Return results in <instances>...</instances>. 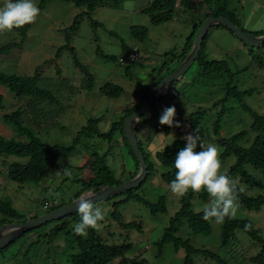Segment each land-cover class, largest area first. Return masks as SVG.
<instances>
[{"label":"rangeland","instance_id":"rangeland-1","mask_svg":"<svg viewBox=\"0 0 264 264\" xmlns=\"http://www.w3.org/2000/svg\"><path fill=\"white\" fill-rule=\"evenodd\" d=\"M152 1L124 0L114 3L105 0L88 13L82 6L75 7L68 1L52 0L27 29L22 45L19 44L21 37L17 32L0 34V47L17 44L8 51L0 52V72L20 78L36 77L35 85L54 98L52 103L44 99H37L33 103L30 97L19 99L6 87L0 86L3 98L0 136L26 142V138L20 137L13 126L4 123L1 117L20 108L23 111L24 126L42 143L68 147L90 119H96L91 123L98 132H106L111 122L118 120L126 108L139 104V91H147L151 83L158 84L167 76L165 69H162L164 54L180 52L191 34L193 23H196L194 21L207 11L206 7L200 9V14L185 11L179 5L180 0H176L170 19L152 24L150 16L142 12ZM3 2L0 0V6ZM34 2L38 6L40 0ZM212 3V7L215 4L225 5L233 10L242 30L253 34L264 32V0H229V3L228 0H212ZM81 12H85V15L81 17L77 31L69 34L70 40L67 43L64 30L72 25ZM135 27L146 28L147 35L134 38L131 29ZM71 47L74 54L69 49ZM133 49L138 52L137 61L119 63V59L126 58ZM249 50H252L256 59L264 62V45L259 48L246 47L224 28L213 27L203 53L208 61H225L228 71L207 76L203 74V68L194 63L176 83L172 97L159 100L139 118L136 137L143 152L149 154L153 166L135 193L143 197L149 206L130 201L121 205L118 211L124 223L136 222L140 228H121L112 219L111 205L118 197L113 196L96 203L106 212V219L101 222L102 228L97 232L108 245L131 244L125 257L134 260L135 264L142 260V264H183V249L175 251L171 244H166L159 252L156 245L169 218L178 210L180 198L173 195L161 181L160 174L167 171V168L157 162L155 153L176 140H184L183 137L191 133V130L184 119L182 127L168 135L156 131L154 128L158 126L163 110L174 106L176 114L183 113L185 118L189 113L199 112L196 114L204 130L202 140L205 145L212 144L219 149L221 171L225 173L235 159L233 156L221 159V153L226 149V145L221 143L234 134L247 131L252 123L251 115L243 106L264 117V71L248 54ZM74 55L84 69L75 65ZM165 65L166 68L175 66L169 62ZM90 80L92 88L87 89ZM106 82L121 87L122 94L118 98L100 94L99 88ZM248 90L250 92L243 93ZM235 92L239 95H234ZM218 115L222 120L219 135L216 136L212 122ZM253 135L250 132L248 137L253 138ZM219 139H223L222 142ZM120 140L119 134L114 135L111 143L101 139L99 141L95 134L82 136L73 152L60 158L52 168L43 171L38 184L11 181L7 176L8 167L16 162L25 163L27 159L2 155L0 199L8 202L18 216L26 220L46 214L47 210L42 208L45 203L54 207L60 203L66 205L93 178L91 165L94 152L99 156L107 154L104 164L114 172L115 178L125 181L134 161ZM248 140L242 143L247 144ZM244 169L264 184V175L250 165H245ZM260 191L253 188L246 190V193L256 196ZM54 193L60 194L58 199ZM160 197H164L167 211L152 213L151 205L156 204ZM209 202L210 197L205 203L194 199L193 210L200 211ZM3 218L5 216L0 214V220ZM21 219L11 220L17 222ZM234 220H248L264 240V206L258 211H249L240 205ZM75 222L78 223L77 220ZM76 223H72L70 228ZM51 227L49 224L39 233L34 229L24 234L0 252V264H70V255L77 252L73 247L72 232L70 235L61 232L51 238L44 236ZM211 227L210 235L205 236L192 233L183 225L179 227L176 236L188 240L195 249L225 258L229 264H263L262 247L244 232L236 230L230 245L222 248L220 224L211 222ZM118 263L119 259H116L111 264ZM203 263L217 264L210 258L203 260Z\"/></svg>","mask_w":264,"mask_h":264},{"label":"trees","instance_id":"trees-1","mask_svg":"<svg viewBox=\"0 0 264 264\" xmlns=\"http://www.w3.org/2000/svg\"><path fill=\"white\" fill-rule=\"evenodd\" d=\"M52 0H40L39 2V9L40 12L43 10L45 5ZM68 1L72 3L75 7H84L88 13L93 12L98 6L102 5L105 0H62ZM112 2L116 3L118 1L124 0H111ZM229 3V0H228ZM176 0H153L148 8L144 9L142 12L146 13L150 16V22L152 24H158L169 20L173 10L175 9ZM212 0H180L179 5L183 10L189 12H199L200 9L206 7L205 13L202 17L194 21L192 31L189 37L187 38L183 48L180 52L172 53L169 52L164 54V62L162 64V69L166 71V75L171 73L175 67H177L186 57L188 52L190 51L195 34L201 25V23L209 16L213 17H224L228 18L234 25H236L241 31L248 33L242 30L239 27L238 17L233 10L228 9V6H219L215 4L212 7ZM85 15V12H81L77 15L70 27L65 29V40L69 43L70 40V33H75L79 27V23L81 17ZM31 26V24L21 27L19 29H13V31L17 32L21 37V42L19 43L22 45L24 41V36L27 29ZM215 27H222L227 30L223 26H215ZM213 28L210 29V31ZM209 31V32H210ZM228 31V30H227ZM209 32L205 36L201 44V50L199 55L194 63H197V66L203 68V74L205 75H212L218 72L228 71L227 63L225 61H217V60H206V55L203 53L205 48V43L208 38ZM230 34L231 32L228 31ZM132 36L135 37H145L147 35V29L144 27L139 28H132L131 29ZM253 36H260L263 33L253 34L249 33ZM264 45V44H263ZM262 45V46H263ZM17 46V44L10 43L5 46L0 47V52L8 51L13 47ZM69 46V45H68ZM67 46V47H68ZM247 47V46H246ZM72 54H74V49L71 47L69 48ZM248 54L252 57V59L257 63V65L264 71V62L261 59H256L254 57L252 50L248 51ZM172 63L175 66L173 68H166V63ZM74 63L76 66L82 67L77 61L74 55ZM88 75V74H87ZM36 77H17L15 75H8L3 74L0 72V86L6 87L8 91H10L13 95L17 98H22L24 96L30 97L31 100L37 101V99H44L48 100L49 103L54 102V98L45 90L38 88L35 85ZM91 79V78H90ZM157 84V83H156ZM156 84L151 83V85L147 88V91L140 92L138 95L140 96V101L144 99L147 94L148 90L155 87ZM176 87V84H172L168 88V93L165 98L172 97V90ZM87 89L92 88V80L90 83L86 85ZM235 89V88H232ZM123 89L119 86L110 84L108 82L104 83L100 88V94L108 97V98H118L122 94ZM248 91H243V93H248ZM234 95L238 94V92L233 93ZM171 96V97H170ZM32 103H30L31 105ZM138 107V104L135 106H130L124 110L122 116L111 122L109 129L106 132H98L93 123L96 121L90 119L88 121V125L82 128L76 135L73 144L64 147L61 145H47L42 143L30 129L24 126L23 124V111L20 108H17L15 111L3 114L2 120L4 123L12 125L16 133L21 137L26 138V142H19L14 139H5L0 136V156H14L18 158H26L27 161L25 163H12L8 167L7 176L11 181H14L19 184L24 183H35L38 184L42 179L43 171L46 169L52 168L56 162L60 158H65L71 152L76 149V145L80 143L82 136H90L95 134L96 138L100 141H105L106 143H111L114 135L119 134L122 141L123 146L127 149V153L132 157L134 161V165L132 170L127 172L128 178L125 181L132 179L139 169V164L134 158V155L129 147L125 136L123 134V121L126 117L132 115ZM243 108L249 112L252 117V123L247 131H241L237 134L232 135L231 137L225 139L221 144L226 145V149L221 153V159H226L230 156H233L235 162L229 167V169L225 172L229 177L238 181V189H243L238 193V200L240 205L249 211H258L261 207L264 206V184L249 174L245 169V165H250L253 169L260 172L264 175V117L256 114L254 111L246 108ZM3 110V98L0 95V112ZM199 112L189 113L185 118L183 113H178L175 115V120L179 121L180 127H169L167 125H161L160 123L156 126V131H161L164 134L168 135L172 131H177L182 127V122L185 119L188 123V126L191 132L194 131L196 127L199 128V135L203 138V126L200 120ZM221 116L218 115L216 119L212 122L213 124V132L217 136L219 135V130L221 129ZM137 128V126H136ZM253 133V138L248 137L249 133ZM92 137V136H91ZM247 137V138H246ZM249 138L244 144L245 141ZM119 141V142H120ZM244 141V143H242ZM241 143V144H240ZM186 145L185 140H176L169 146L163 148V150L155 153V159L157 162L167 168V171L162 172L160 174V179L163 183L167 186L169 183L175 179V168H174V160L176 154L179 152ZM139 150L142 152L145 164L147 167V176L149 171L152 170V162L149 161V154H145L143 152V148L141 143L138 141ZM199 145L197 146L196 151H200ZM94 157V161L91 165V169L93 171V178H91L84 186L79 193H77L73 200L78 198L82 193L85 191H90L93 188H99L102 186H117L122 184L125 181H122L118 178H115L114 172L104 164L105 158L107 154L99 156L97 152L92 154ZM147 178V177H146ZM146 180V179H145ZM144 180V181H145ZM142 184L137 188L139 189ZM260 189V193L256 196H249L246 193L248 189ZM246 189V190H245ZM136 190H131L125 192L123 194H119V199L115 201L112 205L111 217L112 219L119 224L121 228H140V225L136 222L124 223L122 221L121 213L118 211V208L126 204L130 201H136L139 203H143L145 205L149 204L146 200L137 195L135 193ZM113 197V198H114ZM197 199L200 202H207L209 200V196L206 192H201L199 194L189 191L187 195L180 198L179 200V208L178 210L169 218L167 227H165L163 235L157 241L156 245L158 247V251L161 252L162 247L166 244H171L175 251L179 249L184 250V257H183V264H204L203 260L206 258H210L214 260L217 264H229L225 258H220L217 254L210 253L209 251H203L202 249H195L190 245L188 240H184L181 237L176 236V233L179 231V227L185 225L192 233L200 234L209 236L211 233V221L203 220V212L194 211L192 201ZM72 200V201H73ZM106 200V199H105ZM70 202V201H69ZM64 204L60 203L58 206L54 207L52 205L51 208L47 210L53 211ZM151 212H161L164 213L167 211L166 203L164 197H160L158 202L154 205H151ZM0 214L5 216V219L0 220V225L3 223H22L27 221L26 219H21L17 212L10 207L8 202L3 201L0 199ZM37 216L30 217L29 219H35ZM11 219H21L17 222H13ZM80 221V216L78 213L75 215L67 216L63 219L53 221L47 223L41 227L36 228L37 232H41L42 229L49 226L51 224V228L48 229V232L44 234V236L57 237L61 232L64 234L70 235L71 232L74 236L73 239V247L75 248L76 253L70 255V264H111L114 260L119 259L118 264H135L134 260H129L125 257L126 252L131 249V244L126 243L122 245H108L104 238H102L97 231L92 229H88L87 237H82L76 235L74 233V227L70 228L72 223H76ZM251 225V229L245 231V225ZM236 230L244 232L248 237H250L253 241L258 243L263 251H264V240H262L257 232V230L253 227V225L248 220H234V219H225L223 224H220V246L222 248H226L230 245L233 237L234 232ZM31 232V231H30ZM28 232L27 234H29ZM22 235L21 237H23ZM20 237V238H21ZM10 246V245H9ZM8 246V247H9ZM6 247V248H8ZM4 248V249H6ZM3 249V250H4ZM261 249V252H262ZM2 250V251H3ZM263 254V253H262ZM144 263V261L138 262V264ZM264 264V261H263Z\"/></svg>","mask_w":264,"mask_h":264},{"label":"clouds","instance_id":"clouds-1","mask_svg":"<svg viewBox=\"0 0 264 264\" xmlns=\"http://www.w3.org/2000/svg\"><path fill=\"white\" fill-rule=\"evenodd\" d=\"M39 15L40 9L34 0H4L0 6V34L34 24ZM175 115V107H167L163 110L159 123L179 128L181 125L175 120ZM183 139L186 145L175 156V179L168 185L170 192L178 198L184 197L189 191L197 194L206 192L210 202L202 209L205 221L223 224L226 218H236L240 208L238 193L243 189H238V181L221 171L219 149L212 144L205 145L198 127ZM198 145L200 151H196ZM53 195L57 199L60 196L59 193ZM74 205L80 216V221L74 225L76 235L87 237L88 229L101 230L106 212L93 202L90 194L81 195ZM250 229L251 225L246 224L244 230Z\"/></svg>","mask_w":264,"mask_h":264},{"label":"water","instance_id":"water-1","mask_svg":"<svg viewBox=\"0 0 264 264\" xmlns=\"http://www.w3.org/2000/svg\"><path fill=\"white\" fill-rule=\"evenodd\" d=\"M215 26L225 27L238 41L249 48H259L264 44V35L257 37L249 33H245L241 31L236 25H234L228 18L213 16L207 17L199 26L195 34L192 47L184 60L155 87H153L148 92L147 96L138 104L136 111L132 115L126 117L123 121V134L129 147L131 148L134 158L139 164L137 174L132 179L125 181L120 185L93 188L90 191H85L81 195L85 193L90 194L93 197V202L96 204L113 196L135 190L144 182L147 177L148 170L143 154L138 147V140L136 137V126L138 120L150 108H152L156 102L163 99L168 93L169 86L176 84L194 64L201 50V44L205 39V36L210 31V29ZM222 140L223 139H219L221 142ZM78 198L35 219H29L22 223L2 224L0 226V252L18 240L22 235L27 234L38 227L63 219L67 216L75 215L77 211L74 202Z\"/></svg>","mask_w":264,"mask_h":264},{"label":"built area","instance_id":"built-area-1","mask_svg":"<svg viewBox=\"0 0 264 264\" xmlns=\"http://www.w3.org/2000/svg\"><path fill=\"white\" fill-rule=\"evenodd\" d=\"M137 59H138V52L136 51V49H133L128 53L126 58H120L119 63H124V62L135 63ZM50 207H51L50 203H45L42 208L44 210H47Z\"/></svg>","mask_w":264,"mask_h":264}]
</instances>
